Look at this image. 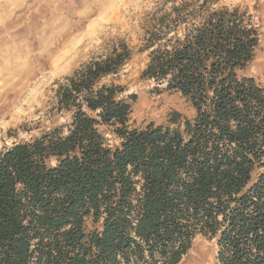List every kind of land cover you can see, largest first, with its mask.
Segmentation results:
<instances>
[{
	"label": "trees",
	"instance_id": "obj_1",
	"mask_svg": "<svg viewBox=\"0 0 264 264\" xmlns=\"http://www.w3.org/2000/svg\"><path fill=\"white\" fill-rule=\"evenodd\" d=\"M217 1L163 0L143 26L141 77L191 116L130 125L123 39L55 81L65 122L0 151V264H178L199 234L217 264H264L260 25Z\"/></svg>",
	"mask_w": 264,
	"mask_h": 264
},
{
	"label": "rangeland",
	"instance_id": "obj_2",
	"mask_svg": "<svg viewBox=\"0 0 264 264\" xmlns=\"http://www.w3.org/2000/svg\"><path fill=\"white\" fill-rule=\"evenodd\" d=\"M162 1L0 0V151L64 123L65 116L51 119L47 112L55 81L119 39L131 47L132 57L110 80L124 87L125 96L136 95L130 125L166 123L173 110L191 116L193 109L178 92L141 77L147 62V52L140 50L143 26ZM216 5H239L255 15L260 43L247 74L264 87V0H218ZM216 252L215 239L199 234L178 264H217Z\"/></svg>",
	"mask_w": 264,
	"mask_h": 264
}]
</instances>
